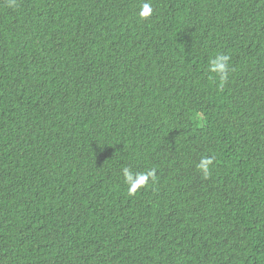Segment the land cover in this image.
I'll return each mask as SVG.
<instances>
[{
  "label": "trees",
  "instance_id": "1",
  "mask_svg": "<svg viewBox=\"0 0 264 264\" xmlns=\"http://www.w3.org/2000/svg\"><path fill=\"white\" fill-rule=\"evenodd\" d=\"M0 264H264V0H0Z\"/></svg>",
  "mask_w": 264,
  "mask_h": 264
},
{
  "label": "clouds",
  "instance_id": "2",
  "mask_svg": "<svg viewBox=\"0 0 264 264\" xmlns=\"http://www.w3.org/2000/svg\"><path fill=\"white\" fill-rule=\"evenodd\" d=\"M151 13L150 4H144L143 8L140 11L141 18H147ZM228 60L229 57L226 55H218L215 59H212L209 64V71L215 72L220 75L222 81L227 80V70H228ZM212 163V160L209 158H204L201 160L198 168L204 171L207 174L208 167ZM125 181L129 185V193L134 194L139 188L143 187L150 177L155 176V171H149L146 174H140L138 179H133V175L130 170L124 169Z\"/></svg>",
  "mask_w": 264,
  "mask_h": 264
}]
</instances>
